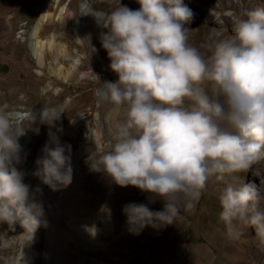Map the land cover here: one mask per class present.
Here are the masks:
<instances>
[{
	"label": "clouds",
	"instance_id": "1",
	"mask_svg": "<svg viewBox=\"0 0 264 264\" xmlns=\"http://www.w3.org/2000/svg\"><path fill=\"white\" fill-rule=\"evenodd\" d=\"M136 3L133 10L119 0L110 12L95 10L90 0L80 6L79 15L92 16L107 29L100 41L117 76L100 83L88 68L100 84L97 103L123 113L106 150L89 158L91 170L121 188L149 194L150 203L162 202L160 211L146 204L124 206L131 234L173 224L217 182L223 185L217 194L218 231L235 242L244 228H254L264 244V198L254 184L237 178L264 160V7L247 11L202 52L190 43L193 12L183 0ZM6 108H0V221H19L29 239L41 226L43 206L32 199L17 169L18 138L25 130ZM61 114L42 108L40 121L52 126ZM27 119L33 123L36 114ZM51 143L34 175L57 191L71 184L73 169L66 147L56 137Z\"/></svg>",
	"mask_w": 264,
	"mask_h": 264
},
{
	"label": "rangeland",
	"instance_id": "2",
	"mask_svg": "<svg viewBox=\"0 0 264 264\" xmlns=\"http://www.w3.org/2000/svg\"><path fill=\"white\" fill-rule=\"evenodd\" d=\"M183 2L193 12L188 25L193 30L190 43L201 47L202 52H207L203 45L230 33L234 21L246 18L247 11L264 7V0ZM81 3L82 0L53 2L51 21L45 25L40 39L46 41L53 37L54 49L44 47L41 65H38L26 39L45 0H0V108L6 105V111L13 117L14 113L39 115L42 108L62 113L52 126L40 121V129L35 121L26 119L20 123L25 135H29L31 148L30 156L20 167L25 168L35 159L47 138L56 137L66 147L65 154L70 155L73 169L71 184L57 191H52L34 175L37 168L23 180L30 186L34 201L42 204L43 217H46H42L35 234L37 238L29 245L16 222L10 225L0 221V264H117L118 260L119 264H197L202 251H206L209 264H227L228 258L238 255L239 248L244 254L235 264H256L264 244L259 242L254 228H244L243 236L235 242H229L218 231L221 209L217 194L223 185L217 182H211L194 208L181 212L182 218L173 224L158 229L145 227L138 235L129 232L123 214L125 205L146 204L152 211H160L163 204L161 201L150 203L149 194L131 186L121 188L103 173L90 168L89 158L94 160L106 150L112 141L114 125L123 113H114L108 104L97 103L95 91L100 87L99 81L115 82L117 76L109 67L110 60L100 41L107 29L97 23L93 26L94 20L87 16L81 34L71 30L80 16ZM90 3L97 11L110 12L119 0H90ZM120 3L133 10L139 8L136 0H120ZM62 7L71 16L68 23L58 19ZM229 12L233 15H228ZM88 68L99 81L89 74ZM103 72L108 73L107 79L102 77ZM237 178L242 183L254 184L264 198V160ZM37 188L41 189L39 194L35 192ZM68 210L75 213L76 220L69 221ZM46 218H51L52 224L56 220V230L52 233ZM83 219L88 222L87 226H94L100 233L112 232L108 237H92L84 246L68 241V221L74 226H83ZM112 221L120 224L117 231L110 226Z\"/></svg>",
	"mask_w": 264,
	"mask_h": 264
},
{
	"label": "bare ground",
	"instance_id": "3",
	"mask_svg": "<svg viewBox=\"0 0 264 264\" xmlns=\"http://www.w3.org/2000/svg\"><path fill=\"white\" fill-rule=\"evenodd\" d=\"M59 1V0H57ZM53 2H56V0H45V4L41 10V13L37 19V21L35 22V24L33 25V27L31 28L29 34H28V37L26 39V42H27V47H28V50L30 52V54L32 55V57L35 59V61L37 62L38 65H41V62H42V49L45 47L47 48L48 50L53 48L54 49V45H53V41H52V38L46 40V41H42L40 39V35H41V32L42 30L44 29L45 25L47 23H49L51 21V13H50V9L52 7V4ZM81 6V5H80ZM87 17V16H82L80 15L79 18L77 19V21L75 22V24L72 26V31L79 35L82 33V29H83V24H84V18ZM93 20H94V23H93V26L96 25V21L95 19L90 16ZM71 16L68 15V10L66 7H62L60 8L59 10V13H58V19L62 20V23H68V21L70 20ZM89 45H91V42H87ZM194 43V42H193ZM59 54V52H58ZM77 62V59L75 61V63ZM59 69V68H58ZM70 71V70H69ZM102 77L104 79H107L108 78V73H104L102 74ZM26 118H27V114H26ZM35 122H37V128L40 129V120L37 121L35 119ZM19 124V123H18ZM18 143L19 145L21 146V163L27 158L30 156L31 154V148L29 147V143H30V138H27V135H23V136H20L18 138ZM48 145L49 147H52V143H51V140L47 138V141L45 143V146ZM44 146V147H45ZM43 148H41L37 153H36V156H35V159L30 162L25 168H21L20 167V164L17 165V169H21L22 172L24 173V179L25 178H28L32 175L33 171L38 167L36 161L41 159L44 155L43 153ZM262 178V177H261ZM110 190V189H109ZM32 194V193H31ZM39 194V193H38ZM41 195V194H40ZM46 195V194H45ZM37 197V196H36ZM41 197V196H40ZM39 197V199H40ZM47 197V196H46ZM65 197V196H64ZM66 198V197H65ZM32 199H33V194H32ZM44 199V198H43ZM34 200V199H33ZM37 200V199H36ZM47 200V199H46ZM66 200H69L66 199ZM71 201V200H69ZM40 203V202H39ZM66 203V202H65ZM63 204V202H62ZM68 204V203H66ZM70 205V204H68ZM72 205V204H71ZM66 206V205H65ZM69 207V206H68ZM72 207V206H71ZM73 209V208H72ZM44 211V210H43ZM65 212V211H64ZM67 213V212H66ZM53 214V213H52ZM77 215V214H76ZM48 216V215H47ZM54 216V215H53ZM68 219L69 221H74L76 220V216H75V213H73V211L71 210H68ZM44 217H46L44 215ZM43 217V218H44ZM54 218L57 219V217L55 216ZM79 218V217H78ZM84 218V217H83ZM51 218H46V221L45 223L48 224L49 226V232H53L54 230H56V226H55V223H56V220L54 222V224H52L51 222ZM84 220V219H83ZM49 221V222H47ZM67 223V230H68V241H73L75 244L77 245H85L86 243H90V240L92 237H108L109 234L112 232L110 231H106L105 233H100L98 232V230L92 226V225H86V223H88L86 221V219L82 222L84 223L83 226H74L73 224H71V222ZM82 221V220H81ZM93 222V221H92ZM17 225L21 228V231L22 233L25 232V230L21 227L19 221L16 222ZM81 223V224H82ZM94 223V222H93ZM110 226L113 227V231H117L119 228H120V224L112 221L111 223H109ZM64 227V226H63ZM58 230V229H57ZM64 230V229H63ZM66 230V231H67ZM64 231V232H66ZM104 232V231H103ZM94 233V234H93ZM36 234V231L34 232V234L31 236V238L27 239L26 241V244L29 245V244H32L35 239L37 238L35 236ZM66 235V234H65ZM67 236V235H66ZM36 237V238H35ZM67 238V237H65ZM259 241V240H258ZM260 242V241H259ZM113 246H115L116 244L115 243H112ZM119 246V244H117ZM121 245V244H120ZM153 245V244H152ZM151 245V246H152ZM150 249V248H149ZM237 252H238V255L235 256L234 258H228L227 260V264H235L239 261L242 260L243 258V250H241V248L237 249ZM119 256V255H118ZM199 256L201 257L200 259H198L196 261L197 264H209V259L207 258L208 256L206 255V251H202L200 252ZM122 257V256H121ZM210 258V257H209ZM255 258V257H254ZM203 261V262H202ZM117 264H119V260L116 261ZM256 264H264V251L262 253V256L261 258H259V260H256Z\"/></svg>",
	"mask_w": 264,
	"mask_h": 264
},
{
	"label": "built area",
	"instance_id": "4",
	"mask_svg": "<svg viewBox=\"0 0 264 264\" xmlns=\"http://www.w3.org/2000/svg\"><path fill=\"white\" fill-rule=\"evenodd\" d=\"M15 116H14V120L16 123H21L22 121L26 120V114H29V113H14ZM36 120L39 121L40 120V116L39 115H36ZM25 134V133H24ZM27 135V134H26ZM29 137V135H27V138Z\"/></svg>",
	"mask_w": 264,
	"mask_h": 264
}]
</instances>
